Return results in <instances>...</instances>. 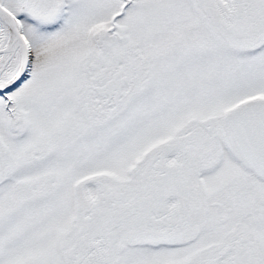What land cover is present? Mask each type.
Here are the masks:
<instances>
[{
    "label": "snow or ice",
    "instance_id": "snow-or-ice-1",
    "mask_svg": "<svg viewBox=\"0 0 264 264\" xmlns=\"http://www.w3.org/2000/svg\"><path fill=\"white\" fill-rule=\"evenodd\" d=\"M0 264H264V0H0Z\"/></svg>",
    "mask_w": 264,
    "mask_h": 264
}]
</instances>
